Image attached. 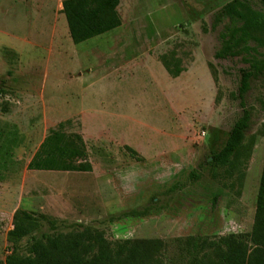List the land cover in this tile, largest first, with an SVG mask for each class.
I'll return each instance as SVG.
<instances>
[{"label":"rangeland","instance_id":"obj_1","mask_svg":"<svg viewBox=\"0 0 264 264\" xmlns=\"http://www.w3.org/2000/svg\"><path fill=\"white\" fill-rule=\"evenodd\" d=\"M62 1L0 0V263L17 209L55 220L61 232L86 226L113 242L164 240L169 258L176 238L248 232L264 153V72L243 97L242 144L224 166L210 157L241 115L240 70L264 59V8L238 0L251 31L246 50L215 59L213 15L234 0H118L119 27L77 45ZM161 55L184 71L169 77ZM66 121L91 171H27L48 130ZM143 209L144 217L128 215Z\"/></svg>","mask_w":264,"mask_h":264},{"label":"trees","instance_id":"obj_2","mask_svg":"<svg viewBox=\"0 0 264 264\" xmlns=\"http://www.w3.org/2000/svg\"><path fill=\"white\" fill-rule=\"evenodd\" d=\"M264 8V0H257ZM118 0H63L61 13L73 45L85 42L119 27L116 13ZM240 2L224 4L214 15L212 27L220 26L215 59H230L245 52L251 31ZM159 61L171 78L184 68L172 56L161 55ZM264 72V59L249 63L239 72L237 99L241 115L232 124L221 149L213 154L211 164L224 166L242 144L250 115L244 106L249 80ZM3 91L0 89V97ZM68 122L48 130L25 165L27 171L87 173L91 166L81 136L66 133ZM131 158L135 152L126 148ZM129 216L144 217L147 210L131 211ZM45 224L47 231L33 235ZM28 238L24 255L17 253V242ZM177 254L169 258V243L160 239H126L109 241L104 233L86 226L69 231L57 230L55 220L42 214L17 209L11 216V229L6 232L9 253L0 264H264V153L250 230L216 238L193 236L172 240Z\"/></svg>","mask_w":264,"mask_h":264}]
</instances>
